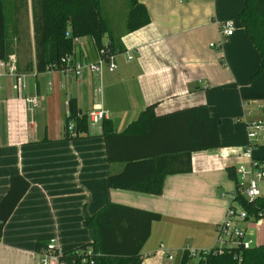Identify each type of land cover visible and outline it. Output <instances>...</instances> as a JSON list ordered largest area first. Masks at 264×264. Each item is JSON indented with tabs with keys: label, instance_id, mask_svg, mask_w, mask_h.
<instances>
[{
	"label": "crops",
	"instance_id": "1",
	"mask_svg": "<svg viewBox=\"0 0 264 264\" xmlns=\"http://www.w3.org/2000/svg\"><path fill=\"white\" fill-rule=\"evenodd\" d=\"M139 2L150 22L134 32L125 26L115 39L118 47L135 51L132 61L125 51L117 54L116 71L97 75L85 69L76 77L34 69L19 77L0 76V202L13 176L30 183L0 234V264H37L40 241L54 239L61 253L90 245L95 232L85 221L111 203L161 215L152 222L141 264H173L170 249L184 252L215 243L217 225L236 190L228 167L241 165H235L236 157L249 163L224 151L245 148L247 122L264 121L256 116L264 110V70L252 79L262 55L239 18L246 0ZM230 20L234 34L212 46L222 38L221 24ZM85 50L88 60L97 59L93 38L87 37ZM27 97H36L38 106L33 108ZM71 98L83 114L107 111L110 134L144 133L145 127L135 123L152 104L156 116L206 105L221 119L222 146L192 152V170L167 175L160 194L111 188L110 174L122 172L128 158L142 157L151 145L137 140L112 145L113 153L124 158L113 161L105 120L93 124L89 119L87 132L69 136ZM259 155L264 161V153Z\"/></svg>",
	"mask_w": 264,
	"mask_h": 264
},
{
	"label": "trees",
	"instance_id": "2",
	"mask_svg": "<svg viewBox=\"0 0 264 264\" xmlns=\"http://www.w3.org/2000/svg\"><path fill=\"white\" fill-rule=\"evenodd\" d=\"M10 1L15 13L27 2ZM8 3L9 0H0V58L7 59L10 54L16 53L12 42H23L25 38L33 41V57L24 65L18 59L19 74L34 69L44 72L52 65L59 71L62 67L61 59L75 51L74 36L91 37L97 49L105 48L109 53L125 51L115 42L119 38L114 37L109 21L103 14L102 0H32L33 35L28 27L25 30L21 25L19 14L11 22ZM239 18L262 55L259 69L252 78L255 79L264 70V0H246ZM149 22L147 7L139 0H129L127 32L139 30ZM67 32H70V37ZM155 106L152 104L143 110L135 123L138 127H145L144 133L110 134L108 121L103 120L110 160H124L113 153L112 145H126L133 140L151 145L150 152L142 157L128 158L122 172L110 174L108 183L111 188H131L160 194L167 175L192 170V152L222 146L221 119L213 117L206 105L164 116L154 115ZM71 121L75 127L69 131V136L87 132L89 116L81 113L76 98H71L69 102L67 123ZM228 174L236 182L235 200L248 212L249 218L250 215L256 218L264 216V196L248 201L239 191L236 168L228 167ZM29 187L30 183L22 176L11 178L10 190L0 202V234ZM160 219V214L115 203L109 204L93 218L88 217L85 224L95 232V239L90 245L102 254L95 264H141L140 252L150 237L152 222ZM46 242H38V251L46 246ZM87 245L64 252L62 259L68 264H90L81 263L77 254ZM237 254L241 255V260L236 258ZM195 258L185 250L180 264H264V245L248 250L228 249L222 254H200L198 261L193 263Z\"/></svg>",
	"mask_w": 264,
	"mask_h": 264
},
{
	"label": "built area",
	"instance_id": "3",
	"mask_svg": "<svg viewBox=\"0 0 264 264\" xmlns=\"http://www.w3.org/2000/svg\"><path fill=\"white\" fill-rule=\"evenodd\" d=\"M235 28V23L231 20L222 23L220 27L222 38L219 43H214L212 46L219 47L225 38L234 34ZM67 36H71L70 32H67ZM73 41L77 50L61 59L62 67L59 71L73 74L76 77H81L85 69H88L97 75H101L105 70L114 72L118 69V64L116 62L117 54L109 53L105 48H100L97 49V59L88 60L86 58L85 50L87 37L74 36ZM80 53L82 55H80ZM134 53V50L125 51L128 61L134 59ZM55 69V65H52V67L47 70L52 71ZM3 75L14 77L22 75L18 73V58L15 53L10 54L7 59L0 58V76ZM26 100L33 108L38 106V99L36 97H27ZM88 115L93 124H99L107 118L108 113L103 109H97L90 112ZM74 127V123L69 124V129L71 131H73ZM263 133L264 121H249L247 122V146L242 149L224 151L225 156H229L233 153L249 159L248 164H241L237 167L236 173L239 179V191L241 195L250 202L264 196V193L260 188V183H264V161L255 159L252 156V149L258 145V142L263 138ZM249 219L248 212L235 200L234 195L233 202L227 208L226 217L217 225V245L211 249L201 251L189 247H187L186 250L195 257H199L200 254H222L228 249L248 250L256 246L254 237L249 234L248 229L242 227V223ZM255 222L261 223L262 217H257ZM40 253L41 258L37 264H49L52 260H57L59 264H68L66 260L62 259L61 255L63 253L57 250L54 239L48 240L46 246L42 248ZM77 254L81 263L90 264H95L97 258L102 256L101 253L95 251L92 245H87L81 251H77ZM169 258L172 259L173 256L169 255ZM236 258L241 260V255L237 254Z\"/></svg>",
	"mask_w": 264,
	"mask_h": 264
},
{
	"label": "rangeland",
	"instance_id": "4",
	"mask_svg": "<svg viewBox=\"0 0 264 264\" xmlns=\"http://www.w3.org/2000/svg\"><path fill=\"white\" fill-rule=\"evenodd\" d=\"M128 4L129 0H102V11L104 16L108 19L111 29L113 30L115 38H121V33L125 31L126 26V18L128 13ZM11 22L14 21L15 16L19 14V20L21 25L25 30H28L30 33H33V9H32V0H27V2L21 7V10L18 13H15L13 10L12 2L9 0L8 3ZM33 41L30 38H25L23 42L14 43L12 42L13 49L15 50V54L17 58L20 60L21 64L24 65L27 63L30 58L33 57ZM256 116L264 118V110H257ZM263 138L258 142V145L255 146L254 157L259 158V154L264 153V133L262 134ZM235 165L245 164L246 160L242 158H234ZM261 191L264 193V183H260ZM234 198V196H233ZM256 217L254 215H250V219L243 222L242 227L248 229L249 234H251L255 239L256 246L264 245V216H262V222H255ZM215 243L211 247L207 248H199L198 250H207L217 245V230L215 231ZM171 254L175 257L173 260V264H180L181 258L183 254V249L181 250H173L170 249ZM168 259V257H167ZM198 261V257L193 260V263Z\"/></svg>",
	"mask_w": 264,
	"mask_h": 264
}]
</instances>
